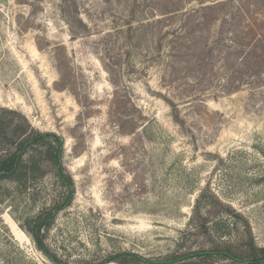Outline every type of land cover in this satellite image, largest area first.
I'll list each match as a JSON object with an SVG mask.
<instances>
[{"label":"rangeland","instance_id":"rangeland-1","mask_svg":"<svg viewBox=\"0 0 264 264\" xmlns=\"http://www.w3.org/2000/svg\"><path fill=\"white\" fill-rule=\"evenodd\" d=\"M199 1L0 0V107L63 138L75 190L61 209L52 170L0 181V264H54L32 238L47 215L36 237L63 264L237 248L248 230L264 247V59L220 45L203 65L200 30L174 38Z\"/></svg>","mask_w":264,"mask_h":264},{"label":"trees","instance_id":"trees-1","mask_svg":"<svg viewBox=\"0 0 264 264\" xmlns=\"http://www.w3.org/2000/svg\"><path fill=\"white\" fill-rule=\"evenodd\" d=\"M250 1L253 0H247L249 2L247 5L238 4L236 8L231 6L235 3L234 0L199 1L197 7L190 9L191 15H188L185 26H180L174 30V38L178 36V42L185 40L187 41L186 45L192 44L194 43L192 35L200 30L201 34L196 40H198L197 45L201 47L200 54L201 59L203 57V65L220 45L228 50L226 56L228 61L232 56L231 51L234 52V49L238 50V48L245 56L246 64L251 62V58L258 60L261 57L260 54L264 59V43L262 42L264 40V12H256V10L255 16H252V8L260 7L259 5L264 3V0H256V4ZM219 20L222 30L226 27L227 32L225 30L219 31L220 29L215 31V25ZM212 24H214V30L208 32L207 28ZM235 26L245 32L241 42H237L230 36L231 29ZM207 33H209L208 36ZM226 33L229 36L224 38ZM178 42L173 41V46L170 47V56H175L176 51L179 50L176 46ZM59 72L61 74V70ZM172 107L175 122L184 126L185 121L180 117L177 106L172 104ZM64 157L63 138L55 133L41 132L33 128L22 113L0 107V181H10L23 187L26 191L27 185L32 179L45 177L47 172L52 170L60 180L61 185L68 191V197L61 206L62 209L69 205L75 193L74 182L67 174L64 165ZM200 205L201 203L198 201L194 206L195 213L200 210ZM52 217L53 215H47L37 218L32 238L37 249L51 262L63 264L36 237V230L40 232L43 228L49 227ZM242 240L243 245L237 248L219 245L218 248L215 247L211 250L167 257L162 260H149L134 253H120L108 256L101 264H216L226 261L232 264H264V247L257 246L250 230L245 233Z\"/></svg>","mask_w":264,"mask_h":264}]
</instances>
